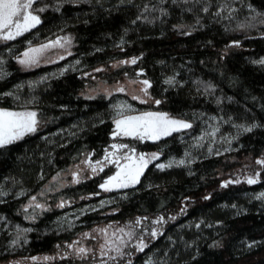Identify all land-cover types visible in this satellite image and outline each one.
<instances>
[{
    "label": "trees",
    "instance_id": "16d2710c",
    "mask_svg": "<svg viewBox=\"0 0 264 264\" xmlns=\"http://www.w3.org/2000/svg\"><path fill=\"white\" fill-rule=\"evenodd\" d=\"M207 2L205 13V0H39L41 23L0 43V108L33 110L40 120L36 133L0 149V264H101L98 253L81 259L68 245L96 251L95 230L138 218L151 229L161 216L162 235L145 234L148 247L125 249L115 264H264V15H256L264 0H227L231 16L214 15L225 0ZM62 36L71 55L28 69L19 63L29 47ZM144 79L151 87L140 99L92 93ZM122 105L128 115L164 112L193 127L157 141L123 139L160 159L139 183L105 191L114 168L93 174L83 162L104 157ZM32 196L42 209L28 207Z\"/></svg>",
    "mask_w": 264,
    "mask_h": 264
},
{
    "label": "snow or ice",
    "instance_id": "6c2138e0",
    "mask_svg": "<svg viewBox=\"0 0 264 264\" xmlns=\"http://www.w3.org/2000/svg\"><path fill=\"white\" fill-rule=\"evenodd\" d=\"M38 2L39 0H0V41L15 40L18 36L24 35V33L30 31L41 23L40 16L37 13L45 11V8L34 7V5H37ZM121 2H123V0H121ZM161 2H164V0H161ZM175 2L176 0H173V3ZM184 2L187 3L188 0H184ZM196 2L201 3V0H196ZM210 6V3L205 0V6L202 8V11L207 13ZM57 10L59 9L57 8ZM145 11H148L147 7L145 8ZM233 11H236V9H230L227 4V0H225V4L220 6L219 10L215 12L214 15L220 16L221 12H227L228 15L231 16V12ZM252 11L255 10L252 9ZM256 15L259 16L264 14L257 13ZM70 44L71 39L69 37H62L55 41H51L48 44L41 45L38 48L29 47V49L22 54L23 58H18L19 63L29 67L38 65L40 63V56L45 50L56 47L65 48L66 45ZM68 55H71V52H69ZM64 58V56H60V59ZM0 63H2V61H0ZM76 63H79V61ZM121 63L136 64L137 59L133 58L130 61H122ZM257 63L264 64V60L258 61ZM96 71H102V69H96ZM62 74L63 71L61 72V75ZM132 83H137V81H132ZM138 83L143 85L141 91L147 95V90L151 87L150 81L144 79L142 81H138ZM165 83L174 85V80L168 79L165 81ZM208 87L211 86L209 85ZM117 91L125 92V88L120 87L117 89ZM7 95L12 94L8 93ZM132 99L140 98L133 96ZM141 102L144 103L146 101L141 100ZM154 103L159 104L160 101H154ZM124 107H127L129 110H131L130 106L122 105L117 107L116 117L114 118V123L116 126L113 132L114 137H131L139 140H144L147 138L149 140L157 141L162 137L171 136L173 133H179L182 130L193 127L192 123L172 118L164 112H144L139 115H128L123 110ZM39 126L40 120L38 119V113L36 111L27 109L24 111H12L0 108V149L6 148L17 141L22 140L27 135L36 133ZM256 126L257 125L244 127L242 130L244 132H251ZM205 135L214 136L215 132L206 133ZM203 140L204 136L202 135L199 137V141ZM197 146L202 147L203 145L197 144ZM111 147L113 151H106L103 160H98L93 163L90 158H86L84 161V163L90 167L92 173H97L98 170L103 171L105 162L116 166L118 171H116L114 175L108 177V179L100 185V187L105 191H110L113 187L127 188L139 183L140 177L143 175L144 170L148 167L149 163L160 159L159 153H153L151 156H146L143 153L137 155L134 148L130 149L129 152L123 153L121 156H117V152L123 149H129V146L127 144H113ZM209 152H211V149H209ZM121 160L124 161L123 164H121ZM257 163L264 165V160H258ZM174 165L183 166L185 165V160L181 159L179 161H170L168 164L160 163L157 164L156 167L160 170H164L166 168H171ZM97 166H99V168ZM73 176L74 182L79 183V173H73ZM256 182V178H247V183L249 184H254ZM229 183H232V181H226L222 186L227 187ZM23 194L24 193H21V195ZM3 195H7V193L0 191V196ZM207 198L208 197H205V199ZM258 198H264V194H261V197ZM36 200L37 197L32 196L28 207L42 209L44 206L40 203H34ZM58 206L62 207L63 202ZM28 207L24 209L25 212H27ZM170 219L174 220L175 217H171ZM152 223L162 226L163 223H165V219L163 216H161L158 219L152 221ZM142 226L143 221L142 219L138 218L133 225L128 226V231H125V228H117L114 231L109 232V229L112 227L111 225H109L107 228L95 230L103 236V242L99 244L96 251L83 246L78 247L80 241H75L72 244H69L68 247L75 249V254L81 259L86 258L89 254H91L93 257H96L98 253L101 264H109V261H112L115 264L119 258H123L125 255H127V253L124 252V248L130 246V242L134 237L136 238V243L132 246L136 247L137 251H143L146 247H148V244L144 240L145 234L149 235L153 239L157 238L158 234L162 235V232H159L158 229L152 228L150 232L145 230L143 234L136 236V227ZM197 227H199V225H197ZM18 231L26 232L30 231V229ZM84 236L85 238L96 239V237L89 233H85ZM18 241L19 235L17 236V240L13 241V243L15 244ZM45 259L50 258L45 257Z\"/></svg>",
    "mask_w": 264,
    "mask_h": 264
},
{
    "label": "rangeland",
    "instance_id": "374dc122",
    "mask_svg": "<svg viewBox=\"0 0 264 264\" xmlns=\"http://www.w3.org/2000/svg\"><path fill=\"white\" fill-rule=\"evenodd\" d=\"M35 6V5H34ZM39 25V24H38ZM37 25V26H38ZM62 37H68V36H62ZM62 37H58V38H62ZM58 38H56V39H54V40H52V41H55V40H57ZM2 42H4V41H0V43H2ZM51 41H49V42H46V43H43V44H40V45H36V46H33V48H38V47H40L41 45H44V44H48V43H50ZM63 42V41H62ZM71 49H72V41H71V44L70 45H66L65 46V48H59V47H56V48H51V49H47V50H45L42 54H41V56H40V63L38 64V65H40V64H45V63H51V62H55V61H58V60H61L60 59V56H64V57H66L67 55H68V53L69 52H71ZM28 50V49H27ZM26 50V51H27ZM21 58H23V56L21 57ZM22 65V64H21ZM23 67H25V68H32V67H34V66H31V67H29V66H25V65H22ZM35 66H37V65H35ZM142 81V80H141ZM136 83H132V81L131 80H127V81H123V82H119V83H117L116 85H101V86H99V88L98 89H96V90H92V93H94V91L95 92H97V93H105L106 95H110V94H113V93H118L119 91H117V89L118 88H120V87H124L125 88V92H122V93H131V95H133V96H137V97H139V98H141V95H142V91H141V88L143 87V85H139V87H137L136 85H135ZM12 111H14V110H12ZM142 113H144V112H142ZM139 114H141V113H136V114H130V115H139ZM176 119V118H175ZM181 120V119H180ZM115 127L116 126H114V130H115ZM166 137V136H165ZM112 138H113V141L114 142H112V144L111 145H113V144H126V143H124L123 142V139H125V138H127V137H120V136H116V137H114L113 135H112ZM162 138H164V137H162ZM142 141H153V140H149V139H147V138H145L144 140H142ZM129 146V145H128ZM130 149H132L130 146H129V149H123V150H120L119 152H117V156H121V155H123V153H125V152H129V150ZM113 151V149H112V147L110 146L108 149H107V152H112ZM135 153L137 154V155H139V154H141L142 152H138L137 150H135ZM143 154H145L146 156H151L150 154H146V153H143ZM105 156V155H104ZM91 159V158H90ZM101 160H103V158L101 159ZM91 161L94 163L95 161H93L92 159H91ZM121 162V164H123L124 163V161L123 160H121L120 161ZM153 162V161H152ZM151 163H149V165H150ZM148 165V166H149ZM83 166L84 167H87V169L91 172V169H90V167L86 164V163H84L83 162ZM98 168H99V166H97ZM110 167H113L114 168V173L112 174V175H114L115 173H116V171H118V169L116 168V166H114V165H112V164H110V163H108V162H105V166H104V169H106V168H110ZM146 170V169H145ZM144 170V171H145ZM79 173V179L81 180L82 179V173H81V171H79V170H76L74 173ZM98 172H101V171H97V173ZM92 173V172H91ZM93 174H95V173H93ZM111 175V176H112ZM141 178V177H140ZM253 178H258L257 177V175L255 176V177H253ZM108 179V178H107ZM106 179V180H107ZM73 181H74V176H73ZM133 186V185H132ZM130 187V186H129ZM103 189V188H102ZM114 189H121V188H115V187H113L111 190H114ZM104 190V189H103ZM129 225H133V224H129ZM128 225V226H129ZM128 226H126V227H121V228H125V231H128L129 229H128ZM143 227V226H142ZM142 227H136V229H135V232H136V236H139V235H141V234H143L144 232H145V230H142V229H140V228H142ZM152 228H156V229H158V225L157 224H153L152 226H151V229H146L148 232H150L151 230H152ZM115 229H117V228H115ZM115 229H109V232H111V231H114ZM142 230V231H141ZM101 239H102V242H103V236H102V234H101ZM135 243H136V238L134 237L133 239H132V241L130 242V246L129 247H126V248H124V250L125 249H128V248H132L133 246L132 245H135ZM79 246H83V245H81V244H79L78 245V247Z\"/></svg>",
    "mask_w": 264,
    "mask_h": 264
}]
</instances>
